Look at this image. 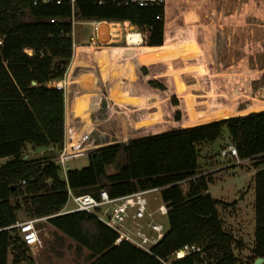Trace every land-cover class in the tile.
I'll use <instances>...</instances> for the list:
<instances>
[{
	"label": "trees",
	"instance_id": "trees-1",
	"mask_svg": "<svg viewBox=\"0 0 264 264\" xmlns=\"http://www.w3.org/2000/svg\"><path fill=\"white\" fill-rule=\"evenodd\" d=\"M74 15L79 20H128L148 30L144 48L159 49L164 43L165 4L101 5L77 0ZM71 17L68 0H37L36 4L34 0H0V158H8L0 165V264H7L11 247L16 263L28 249L5 228L18 220L19 198L30 218L47 216L50 224L86 247L93 257L89 264H162L158 257L166 258L186 243L199 244L208 264H238L233 238L217 209L220 200L208 191L211 178L197 171L198 144L215 141L224 128L240 158H262L255 163L252 177L253 254L254 260L264 257V109L229 117V109L217 108L204 119L209 122L93 149L88 165L69 168L65 178L52 157H23L27 144L60 149L65 141V92L50 83L63 78L72 61ZM169 40L167 36L165 41ZM135 41H140L136 32L131 42ZM148 81L165 89L155 79ZM175 117H180L179 110ZM109 166L114 172L107 171ZM182 181L187 182L186 190ZM157 187L168 207V230L151 252L127 240L117 242V232L92 213L58 214L68 200V188L76 194L95 195L105 188L111 196H120ZM191 262L187 257L174 264Z\"/></svg>",
	"mask_w": 264,
	"mask_h": 264
},
{
	"label": "rangeland",
	"instance_id": "rangeland-1",
	"mask_svg": "<svg viewBox=\"0 0 264 264\" xmlns=\"http://www.w3.org/2000/svg\"><path fill=\"white\" fill-rule=\"evenodd\" d=\"M187 1L176 0L173 4L171 0H165L164 35L170 40L150 59L141 56L139 50L125 47L124 37L117 40L120 38L117 35L109 39L101 32L99 39L93 38L91 24L83 20L74 23V40L76 43L81 40L83 47V51L81 49L79 52L80 59L85 61L83 64L88 66L85 69L95 74V80L98 81L95 87L90 86L87 90H95L105 96L108 74L121 71L126 78V91L115 93L114 103L108 96L103 97L101 109H89V112L84 113L81 107L75 118L68 117L67 130L71 127L72 133L66 139L67 143L82 142L93 150L179 129L183 125L188 127L197 122H209L204 119L217 108L229 109V117L264 109V0ZM239 11H243L244 16L245 12H254V18L235 19ZM227 12L234 19L221 17L222 13L224 16ZM212 15L217 17L212 20L209 17ZM212 21L218 27H224L228 32L227 37L225 34L209 35L205 27ZM139 30L148 36L145 28L139 27ZM212 38L215 45L210 43ZM129 40H133V34ZM117 45L121 47L118 51L114 52L115 48L109 51L108 47ZM73 52L76 56L75 50ZM75 58L73 56L72 60ZM100 73L103 81L97 77ZM149 79L159 81L165 89L152 87ZM66 98L70 102V97ZM177 110L180 111L178 119L175 117ZM228 142L232 140L224 128L222 135L212 145L207 147V142L198 144L199 168L207 171L214 166H221L205 173L211 178V195L220 200L217 209L225 231L233 238L232 247L238 264H252L255 193L253 175L248 172L255 173V163L262 158L239 157L237 161L234 157H224L220 150ZM91 149L68 160L65 163L68 166L66 170L60 166V176L65 178L69 168L88 165ZM59 150L57 146L32 147L27 144L22 154L24 158L55 157ZM5 161V158H0V165ZM107 171L114 172V167L109 166ZM181 185L184 190L187 189L186 181H182ZM153 196L160 197V192L147 194L148 199L157 204L159 200H154ZM19 200L18 220L29 219L22 198ZM72 206L69 200L65 208ZM160 219L168 226L166 217ZM37 227L40 229L42 247L36 252L26 249L25 257L18 263L14 261L15 253L11 247L7 264H89L93 260L86 247L50 224L47 217L39 219Z\"/></svg>",
	"mask_w": 264,
	"mask_h": 264
},
{
	"label": "built area",
	"instance_id": "built-area-1",
	"mask_svg": "<svg viewBox=\"0 0 264 264\" xmlns=\"http://www.w3.org/2000/svg\"><path fill=\"white\" fill-rule=\"evenodd\" d=\"M47 1V0H44ZM62 0H57V3H61ZM72 8V27L79 19L74 15L75 5L77 0H68ZM98 4H105L111 2L129 4L135 3L141 6L147 5H161L165 3V0H95ZM37 0H34V4ZM56 18H52L51 21H55ZM86 23L92 25L93 38L100 37V28L105 26L107 29L103 32L110 38L114 36H120L118 40L125 38L124 44L127 46H141L146 43L147 34L139 30L137 25L132 24L130 21H108V20H83ZM112 26V27H111ZM147 30V29H146ZM148 31V30H147ZM146 31V32H147ZM140 35L139 42H132L130 44V35L133 33ZM73 37V29H72ZM94 40V39H93ZM0 44H2V38L0 37ZM75 44L73 42V48ZM67 73V72H66ZM65 73L63 78L54 80L51 85L57 89H62L65 92V98L68 97L70 81ZM33 83V82H32ZM72 145V147H71ZM84 143L74 141L67 143L66 139L63 146L60 148L58 154L52 157V160L62 166L65 170L68 166L65 163L75 157L83 155L86 151H89ZM92 150V149H91ZM220 154L224 157H234L239 160V155L236 146L233 142H228L220 150ZM25 183V181H23ZM159 189H139L128 194L120 196H111L107 189L101 188L97 195L93 193L76 194L70 188H68V200L73 203L70 208H64L58 212L65 213L76 210H84L94 214L105 225L117 232V242L127 240L136 247L151 252L153 245L158 243L162 237L166 234L168 226L160 219L166 217L168 207L163 201L160 202L156 210H152L149 206V199L147 194L150 191ZM66 202V204H67ZM65 204V205H66ZM43 217H34L25 220H17L15 223L6 226L9 229L11 238H18L20 242L24 243L31 251H38L43 243L40 238V229L37 227V221ZM168 222V221H167ZM191 257L192 262L190 264H208L209 259L203 248L197 243H186L180 248L176 249L166 258L158 257L162 264H174L175 261Z\"/></svg>",
	"mask_w": 264,
	"mask_h": 264
},
{
	"label": "crops",
	"instance_id": "crops-1",
	"mask_svg": "<svg viewBox=\"0 0 264 264\" xmlns=\"http://www.w3.org/2000/svg\"><path fill=\"white\" fill-rule=\"evenodd\" d=\"M175 1L176 0H171L170 3H173L174 4ZM190 1L191 0H188L187 2H190ZM242 12L243 11H239L238 16H236L235 19H237V18H247V17L248 18H254V14H255L254 12H252L251 14L245 12V15L246 16H244L242 14ZM248 15H251V16H248ZM209 17L213 20L217 16H213L212 15V16H209ZM221 17L222 18L229 17L231 19L232 18L234 19V17L231 16V14L229 12L225 13L224 16H223V13H222L221 14ZM205 29L208 30V33L211 36L212 35H214V36H217V35L218 36H221L220 34H222V36H223V34H225L226 37H227V33L228 32L225 31L224 27L223 28L218 27L213 21L210 22V24H208L205 27ZM166 37L167 36L165 35L164 43H163V45L159 49H147V48H144L143 45H141V46H127V45H125V47L134 48L135 51L139 50L141 56L146 57V58L149 57V59H150V57L153 58V55H156L158 52H160L161 49L163 48V46L165 44H167V42L165 41L166 40ZM73 42L75 44L74 50H75V53H77V54H76V56L73 55L74 58L75 57L76 58H75V60H72L71 61L70 65H69V67L67 69V73H66L69 81H70V77H71L72 82L70 81L71 83L69 84V93H70V95L68 94V96L70 97V102H68L67 98H66V101H65V106H66L65 139L70 138L71 137V133H72L70 131L71 127H70V129L67 130V125H68V122H69V118H70V116H71V118H72V116H73V118H75L78 115V112L80 111V108L81 107H82V110H83L84 113L89 112L88 111L89 109H91V110L92 109L93 110H95V109H101L102 107L100 106V101H101V99H103V97H107L108 96L110 99L113 100V97H114V94L115 93H119L122 90L123 91H126L125 90L126 89V85L124 83V81L126 80V78H124L125 77L123 75L124 73L122 74L121 71H118L117 73L111 72V73L108 74L109 77L107 76L108 79H106L107 81H106V93H105V96H103V93L97 92L95 90H92V92H89V90H87V88L90 87V86L91 87H95L98 81L95 80V77H94L95 74L92 75L91 73H89L90 70L85 69V68L88 67V66H86V64L85 65L83 64L85 61L83 62V60L80 59L81 53H79V52L81 51V49L83 51V47H82L81 40L76 43L75 40H74V36H73ZM210 43H213L214 44L213 38L211 39V42ZM212 47H213V49L215 48V46H211V48ZM120 48L121 47H118V45L117 46H113V47H108L109 51H111V50L114 49L115 50L114 52L118 51V49H120ZM73 54H74V52H73ZM135 59L137 60V55H136ZM119 62H120V60H119ZM146 65H148V64H146ZM97 77H99V80H102L103 81V77H102L101 73L98 74ZM72 84H73V87L74 88L72 87ZM124 93L126 94V92H124ZM112 103H114V100L112 101ZM74 120H76V119H74ZM200 123H203V122H197L196 124H200ZM71 124L72 123L70 122V125ZM181 127L183 128V127H186V126L183 125ZM74 131H75V129H74ZM213 143H214V141L207 142V145L206 146L208 147L209 145H212ZM52 147H54V146H52ZM1 159H4V158H1ZM5 159L7 160L8 158H5ZM208 161L210 162V159ZM199 166H200V160H198V169H197L198 174H205L207 171L210 172V171H213L215 169H219L221 167L219 165V166L212 167L211 170L201 171V169L199 168ZM248 173H249V175H253L254 174L253 171H250ZM156 191H159L160 192V188L159 189H156V190H153V191H150L149 193L156 192ZM208 191L212 194V191H211V187L210 186H209ZM153 199L154 200H159V202L157 204H153L150 201V199H149V203H150L149 206H150V208L152 210H156L157 207H158V205L162 201L161 192H160V197L159 196H153Z\"/></svg>",
	"mask_w": 264,
	"mask_h": 264
},
{
	"label": "water",
	"instance_id": "water-1",
	"mask_svg": "<svg viewBox=\"0 0 264 264\" xmlns=\"http://www.w3.org/2000/svg\"><path fill=\"white\" fill-rule=\"evenodd\" d=\"M33 84H36V81H33ZM252 264H264V257L258 256Z\"/></svg>",
	"mask_w": 264,
	"mask_h": 264
},
{
	"label": "bare ground",
	"instance_id": "bare-ground-1",
	"mask_svg": "<svg viewBox=\"0 0 264 264\" xmlns=\"http://www.w3.org/2000/svg\"><path fill=\"white\" fill-rule=\"evenodd\" d=\"M107 28L105 27V26H102L101 28H100V33L102 32H105V30H106ZM130 44H132V42L130 41Z\"/></svg>",
	"mask_w": 264,
	"mask_h": 264
}]
</instances>
